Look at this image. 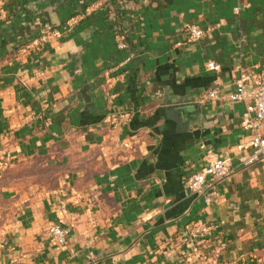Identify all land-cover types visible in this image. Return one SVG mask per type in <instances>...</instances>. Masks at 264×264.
Returning <instances> with one entry per match:
<instances>
[{"label": "crops", "instance_id": "1", "mask_svg": "<svg viewBox=\"0 0 264 264\" xmlns=\"http://www.w3.org/2000/svg\"><path fill=\"white\" fill-rule=\"evenodd\" d=\"M261 69L264 0H0V264H264V169L228 99ZM206 150L233 168L209 207L186 189ZM41 159L65 165L51 189L18 172Z\"/></svg>", "mask_w": 264, "mask_h": 264}, {"label": "built area", "instance_id": "2", "mask_svg": "<svg viewBox=\"0 0 264 264\" xmlns=\"http://www.w3.org/2000/svg\"><path fill=\"white\" fill-rule=\"evenodd\" d=\"M185 34L189 41H198L203 37L204 31L198 25L189 24L185 27ZM50 35L57 37L59 32L54 30ZM118 47L125 49L126 45L120 42ZM206 67L209 71L219 70V65L214 62L207 63ZM234 85L235 91L228 96V99L232 103L244 105L245 109L240 126L244 131L250 133L249 140L236 147L239 153L238 162L243 167L261 164L264 169V69L255 73H241ZM218 97L217 89H212L207 94L208 99H218ZM125 122L124 116H117L112 119L114 128L123 125ZM204 161V166L197 173L187 178L186 189L195 194L205 207H209L212 203L210 192L213 189V184L228 177L233 168L230 159L221 157L211 150H206ZM61 208H65V206L62 205ZM196 229L203 237L208 238L215 231L212 224H202ZM47 236L54 245L64 246L67 242V230L59 223H52L47 228ZM218 257L219 252H215L214 256L206 261V264H218ZM87 264H96V262L90 260Z\"/></svg>", "mask_w": 264, "mask_h": 264}, {"label": "rangeland", "instance_id": "3", "mask_svg": "<svg viewBox=\"0 0 264 264\" xmlns=\"http://www.w3.org/2000/svg\"><path fill=\"white\" fill-rule=\"evenodd\" d=\"M18 172L25 175L31 174L32 182L45 187L47 190L52 188L55 178L65 173V165L61 167L57 164H47L45 159H41L21 165Z\"/></svg>", "mask_w": 264, "mask_h": 264}]
</instances>
